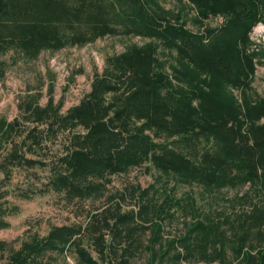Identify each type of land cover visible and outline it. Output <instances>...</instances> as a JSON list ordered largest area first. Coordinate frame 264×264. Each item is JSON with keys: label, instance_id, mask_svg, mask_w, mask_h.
<instances>
[{"label": "trees", "instance_id": "obj_1", "mask_svg": "<svg viewBox=\"0 0 264 264\" xmlns=\"http://www.w3.org/2000/svg\"><path fill=\"white\" fill-rule=\"evenodd\" d=\"M162 1L0 0V54L35 59L106 35L146 39L108 57L91 91L66 111L63 100L50 94L42 105L36 93L22 98L21 115L0 119L6 177L14 168H48L40 192L67 204L104 200L86 224L52 227L19 247L0 241V264H54L49 253L69 249L77 264H134L146 254L149 264H178L197 253L223 262L228 250L264 264V95L253 86L264 48L251 38L264 22V0H172L177 9ZM215 17L223 22L207 23ZM5 67L0 60V77ZM142 166L156 170L151 184L111 192L114 175ZM195 186L198 196L180 193ZM244 187L235 200L250 211L236 221L197 205ZM128 200L134 208H123ZM8 204L0 201V228L16 210ZM179 218L185 234L166 240Z\"/></svg>", "mask_w": 264, "mask_h": 264}, {"label": "rangeland", "instance_id": "obj_2", "mask_svg": "<svg viewBox=\"0 0 264 264\" xmlns=\"http://www.w3.org/2000/svg\"><path fill=\"white\" fill-rule=\"evenodd\" d=\"M162 3L167 8L179 7L178 3L172 0H163ZM222 22L221 17H215L207 23L217 26ZM188 26L195 29L192 23ZM251 38L257 47L264 48V22L253 29ZM145 41L146 39L135 35H106L83 46L43 51L35 59L21 57L14 53L0 54V60L6 62L5 74L0 77V119L12 120L21 115L19 103L22 98L36 93H40L42 105L48 102L50 94L54 97L55 103L63 100L62 111H66L78 104L91 91L95 73L103 71L108 57L123 52L130 44H143ZM253 86L264 95V66L262 65L257 66ZM51 88L52 92H50ZM54 144L53 151H60V141ZM3 155L4 150L0 148V163ZM49 175V169L42 167L14 168L9 177L0 171V193L6 194L3 199L0 197V201H8L16 207L13 213L6 216L9 226L0 228V241L19 247L24 240L34 234L46 235L52 227L72 223L86 224L90 213L104 205L103 199H89L67 204L56 192H40V189H44ZM156 175L157 172L153 168L149 170L146 166L135 167L127 173L114 175L109 189L115 193L132 184L147 187L154 181ZM246 189L247 187L225 188L219 194V201L198 199L197 205L201 206L204 214L211 213L215 219L225 220L229 217L231 221H236L250 211L249 205L235 200L236 196L241 195ZM185 191H191L196 196L200 194V189L196 186L180 188V193ZM233 200L235 202H232ZM134 207L130 200L123 203L124 209ZM217 211L223 213L219 216ZM184 221V218H179L172 226H167L166 240L185 234L187 229H185ZM225 227L229 229V236L232 235L233 232L229 226L225 225ZM145 239L147 240L148 237ZM180 249L182 251V248ZM49 254L54 264H77L76 256L71 249L65 253ZM227 254L223 262H210L199 253L194 256L185 255L178 264H247L241 258H236L231 250H228ZM134 264H149L148 254L135 259ZM155 264L174 263L166 259L165 262Z\"/></svg>", "mask_w": 264, "mask_h": 264}]
</instances>
